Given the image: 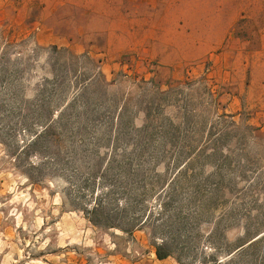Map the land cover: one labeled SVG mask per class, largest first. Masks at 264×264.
Masks as SVG:
<instances>
[{
	"label": "rangeland",
	"instance_id": "obj_1",
	"mask_svg": "<svg viewBox=\"0 0 264 264\" xmlns=\"http://www.w3.org/2000/svg\"><path fill=\"white\" fill-rule=\"evenodd\" d=\"M0 264H264V0H0Z\"/></svg>",
	"mask_w": 264,
	"mask_h": 264
},
{
	"label": "trees",
	"instance_id": "obj_2",
	"mask_svg": "<svg viewBox=\"0 0 264 264\" xmlns=\"http://www.w3.org/2000/svg\"><path fill=\"white\" fill-rule=\"evenodd\" d=\"M90 212L92 214V216H90V220L94 224H98V225H100L102 227H110V225H108L107 222H105L107 220H102L103 218L104 219H107V218L104 217V215L103 216H99V212H103L104 213L102 207H99V205L93 206L91 208ZM95 217H99V218H95ZM100 217H102V219ZM170 254H171V251L167 248L166 244L162 243V244H157L156 245V255H157L158 258H164V257H166V256H168Z\"/></svg>",
	"mask_w": 264,
	"mask_h": 264
}]
</instances>
